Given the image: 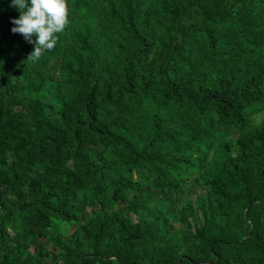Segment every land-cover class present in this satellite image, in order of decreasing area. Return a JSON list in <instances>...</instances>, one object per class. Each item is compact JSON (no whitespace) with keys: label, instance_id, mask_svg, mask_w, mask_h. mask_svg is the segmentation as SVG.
Here are the masks:
<instances>
[{"label":"trees","instance_id":"1","mask_svg":"<svg viewBox=\"0 0 264 264\" xmlns=\"http://www.w3.org/2000/svg\"><path fill=\"white\" fill-rule=\"evenodd\" d=\"M10 5L0 264H264V0H68L35 63Z\"/></svg>","mask_w":264,"mask_h":264},{"label":"clouds","instance_id":"2","mask_svg":"<svg viewBox=\"0 0 264 264\" xmlns=\"http://www.w3.org/2000/svg\"><path fill=\"white\" fill-rule=\"evenodd\" d=\"M19 16L13 18V34H20L26 42L34 44L27 56L29 62H38L46 51H52L70 23L68 0H11ZM35 37V39H33Z\"/></svg>","mask_w":264,"mask_h":264}]
</instances>
